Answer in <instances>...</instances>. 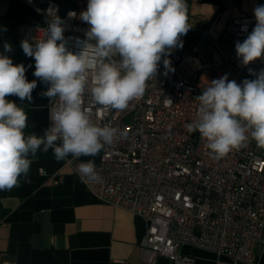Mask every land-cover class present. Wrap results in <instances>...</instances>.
<instances>
[{"label":"built area","instance_id":"2783aa9c","mask_svg":"<svg viewBox=\"0 0 264 264\" xmlns=\"http://www.w3.org/2000/svg\"><path fill=\"white\" fill-rule=\"evenodd\" d=\"M73 1L77 8L88 3ZM239 2L220 3L221 10L228 13L223 29L227 45L214 47L208 60L203 58L200 42L191 52L171 51L159 62L155 79L147 81L144 95L130 101L126 110L105 109L92 101L90 92L84 96L94 124H110L127 135L106 146L94 161L102 182H81L100 203L144 219L140 257L146 264H156L159 258L171 264H195L194 256L179 253L182 245L231 256L233 264H260L255 249L264 245V149L250 139L246 147L216 159L199 133L188 131L196 119V96L212 80L227 75L240 84L264 70V58L243 65L237 57L236 42H243L256 23L254 14H231ZM60 19L66 47L79 52L90 25L77 23L75 16ZM45 30L21 25L17 34L32 42ZM165 58L174 69L166 75ZM51 107L49 98L48 112ZM51 123L48 116V127ZM82 162L87 161L66 160L79 179L77 165ZM39 174L46 175L41 168ZM62 182L61 176L53 178L56 185Z\"/></svg>","mask_w":264,"mask_h":264},{"label":"clouds","instance_id":"9594fccd","mask_svg":"<svg viewBox=\"0 0 264 264\" xmlns=\"http://www.w3.org/2000/svg\"><path fill=\"white\" fill-rule=\"evenodd\" d=\"M54 12L49 10L42 37L22 40L20 45L35 60L33 75L49 85L41 95L50 98L52 123L43 135L26 134L25 110L6 99L16 96L31 102L37 80L28 81L25 65L13 64L6 55L12 51L10 43L4 42L0 53V190H10L28 176L30 157L38 151L51 149L57 161L69 156L78 160L95 157L126 137L124 130L92 122L85 94L90 92L92 101L105 109L126 110L130 101L144 95L147 81L155 79L162 57L183 47L181 36L191 27L186 0H88L80 15L90 25L87 39L79 52H72L66 47L63 22ZM253 12L255 26L235 44L243 65L264 58V5ZM163 64L165 75L174 71L169 59ZM196 100V119L188 131L199 133L214 158L246 147L250 139L264 149V70L240 84L227 75L214 79ZM77 173L82 182H102L91 159L79 163Z\"/></svg>","mask_w":264,"mask_h":264},{"label":"crops","instance_id":"0c3cea01","mask_svg":"<svg viewBox=\"0 0 264 264\" xmlns=\"http://www.w3.org/2000/svg\"><path fill=\"white\" fill-rule=\"evenodd\" d=\"M220 3L221 0H186L191 27L181 36L183 47L172 52H191L200 42L203 58L208 60L214 47L228 44L223 34L228 13L221 10ZM87 4L77 9V23H85L80 15L87 10ZM257 5H264V0H240L231 14L234 17L253 15ZM49 19L48 11L26 0H0V53L4 42L10 43L12 51L6 55L13 64L25 65L28 81L37 80L31 102L16 96L6 97L25 110L26 134L43 135L48 127L49 98L41 93L49 85L33 75L35 60L24 54L17 31L21 25L47 28ZM196 29L203 30L206 36ZM63 35L66 37L65 30ZM100 154L79 160L97 161ZM30 159L28 176H22L18 186L0 190V264H146L140 257L146 232L143 218L100 203L72 173L66 160L55 159L51 149L46 153L38 151ZM40 168L46 175L39 174ZM55 176H61L63 182L54 184ZM178 251L194 256L195 264H233L231 256H217L187 245L180 246ZM255 253L260 264H264V245L259 244ZM156 264L171 262L159 258Z\"/></svg>","mask_w":264,"mask_h":264},{"label":"water","instance_id":"95a60500","mask_svg":"<svg viewBox=\"0 0 264 264\" xmlns=\"http://www.w3.org/2000/svg\"><path fill=\"white\" fill-rule=\"evenodd\" d=\"M30 3L44 11L54 9V13L59 18H66L69 16L70 12L76 13L78 9L73 0H30ZM195 31L206 36V33L203 32V30L196 29Z\"/></svg>","mask_w":264,"mask_h":264}]
</instances>
